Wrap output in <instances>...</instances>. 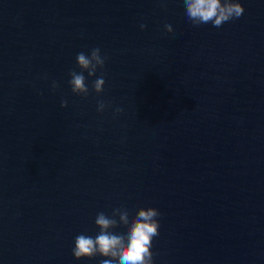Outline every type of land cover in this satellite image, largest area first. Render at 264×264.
<instances>
[{"label":"water","instance_id":"obj_1","mask_svg":"<svg viewBox=\"0 0 264 264\" xmlns=\"http://www.w3.org/2000/svg\"><path fill=\"white\" fill-rule=\"evenodd\" d=\"M239 2L216 28L183 0H0V264H99L74 239L123 206L161 213L154 264H264V0Z\"/></svg>","mask_w":264,"mask_h":264},{"label":"clouds","instance_id":"obj_2","mask_svg":"<svg viewBox=\"0 0 264 264\" xmlns=\"http://www.w3.org/2000/svg\"><path fill=\"white\" fill-rule=\"evenodd\" d=\"M185 16L194 26L211 24L219 28L224 23L240 18L245 9L239 0H183ZM141 29L145 25H140ZM167 31H171L170 24L165 25ZM107 56L101 55L99 47L92 48L90 54L79 52L76 55V64L79 72L71 70L68 84L74 95L87 97L89 88L86 84L88 77L96 75L97 70H103ZM105 79L103 74L92 83V89L99 95L104 90ZM58 87L54 81L53 90ZM61 107H67V100L61 101ZM110 107L104 101L97 102V111L103 112ZM123 109L116 108L119 114ZM130 211L127 206L114 209L111 216L103 212L97 214L95 225L99 229L95 237L79 234L74 239L72 255L76 260L92 259L100 256L99 264H154L151 251L152 242L159 235V220L161 213L154 207H141L134 217L130 219ZM119 217V220L116 217ZM120 224L126 225L124 229L113 232Z\"/></svg>","mask_w":264,"mask_h":264}]
</instances>
